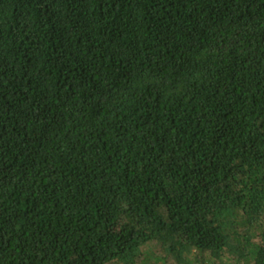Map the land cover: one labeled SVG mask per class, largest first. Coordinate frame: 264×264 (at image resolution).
Here are the masks:
<instances>
[{"label": "trees", "instance_id": "1", "mask_svg": "<svg viewBox=\"0 0 264 264\" xmlns=\"http://www.w3.org/2000/svg\"><path fill=\"white\" fill-rule=\"evenodd\" d=\"M0 264H264V0H0Z\"/></svg>", "mask_w": 264, "mask_h": 264}]
</instances>
